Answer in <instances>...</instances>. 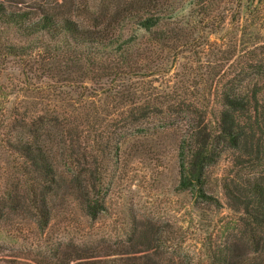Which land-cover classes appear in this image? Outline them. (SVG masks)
<instances>
[{
	"label": "rangeland",
	"instance_id": "rangeland-1",
	"mask_svg": "<svg viewBox=\"0 0 264 264\" xmlns=\"http://www.w3.org/2000/svg\"><path fill=\"white\" fill-rule=\"evenodd\" d=\"M167 1L181 23L151 30L127 24L119 42L122 57L128 48L129 66L116 75L102 74L105 62L64 52L53 59L43 48L40 57L7 54L8 32L0 27V264H221L225 252L233 264H264L245 243L253 225L222 187L244 180L249 143L225 150L208 168L205 189L217 206L179 188L177 155L190 111L214 129L229 75L240 71L254 79L259 66L264 74V0ZM69 2L26 0L32 7L50 4L56 17L68 15ZM37 115L56 116L75 152H86L82 170L102 163L107 189L97 217L85 214L51 122L58 183L48 196V222L43 228L33 222L29 201L15 200L12 208L7 193L26 194L39 176L17 148L6 151L1 143Z\"/></svg>",
	"mask_w": 264,
	"mask_h": 264
},
{
	"label": "trees",
	"instance_id": "trees-1",
	"mask_svg": "<svg viewBox=\"0 0 264 264\" xmlns=\"http://www.w3.org/2000/svg\"><path fill=\"white\" fill-rule=\"evenodd\" d=\"M50 6L32 7L26 0H0V27L8 32L5 42L7 54L40 57V49L43 48L47 50V58L53 59L51 57L55 58L64 52L88 63L97 60L101 63L99 66L105 62L99 69L102 74L110 69L116 75L122 72L124 66H129L128 48L125 57H122L124 45L119 42L122 37L119 33L127 24L151 30L160 24L181 23L178 13L174 12V4L167 0H96L93 5L90 0H70L68 15L61 17L51 13ZM26 8H36L38 13L31 16ZM201 22L202 26L211 24ZM24 40L31 42L26 45ZM109 59L115 63L109 65ZM256 70L254 79L240 71L229 75L219 92L221 109L214 129L201 125V120L193 116L195 112H189L178 145V186L190 191L197 201L219 205L206 192L207 170L225 150L240 149L248 142L246 152L249 159L243 167L248 171L244 180L241 183L224 181L222 187L232 203L242 206L247 225H253L247 226L249 232L246 245H249V241L254 247L252 252L264 256V74L260 73V66ZM26 122L21 126V131L26 133L19 132L13 136L11 132L16 129H11L1 144L6 151L17 148L14 151L23 159V163L27 162L31 166V171L39 178L26 194L7 195L12 198V208L15 200H21L22 203L29 201L28 207L31 210L28 212L33 222L43 228L51 213L48 196L52 187L58 183L52 160L55 152L48 143L51 133L48 124L51 122L55 125L58 119L56 116L50 119L37 115ZM55 126L59 132H54L58 133L62 145L57 147L58 154L66 158L65 163L70 164V168L72 166L73 175L77 176L74 180L81 193L80 200L85 214L95 218L104 210V197L100 196L101 190L104 189L105 194L107 189L104 185L103 165L96 161L92 167L82 170L80 160L86 158V152H75L74 144L67 137V129H63L62 125L60 128L58 124ZM12 140H15L17 146L12 145ZM116 147L113 149L115 155L118 152ZM256 168L261 169L259 173ZM227 256L231 257L225 252L220 259L221 264H233V260Z\"/></svg>",
	"mask_w": 264,
	"mask_h": 264
}]
</instances>
